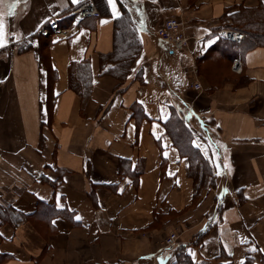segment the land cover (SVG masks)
<instances>
[{
  "label": "crops",
  "instance_id": "0c3cea01",
  "mask_svg": "<svg viewBox=\"0 0 264 264\" xmlns=\"http://www.w3.org/2000/svg\"><path fill=\"white\" fill-rule=\"evenodd\" d=\"M82 1L0 0V264H264V43L218 35L264 0Z\"/></svg>",
  "mask_w": 264,
  "mask_h": 264
},
{
  "label": "built area",
  "instance_id": "2783aa9c",
  "mask_svg": "<svg viewBox=\"0 0 264 264\" xmlns=\"http://www.w3.org/2000/svg\"><path fill=\"white\" fill-rule=\"evenodd\" d=\"M67 14L73 18L72 24L74 28L86 18L101 16V12L97 7L95 0H83L82 2L72 6ZM58 22L59 17H53L50 20V26H42L40 28V33L44 35H50L51 32H53L52 34L56 35H66L65 31L68 30L61 29L58 25ZM158 35L163 40L172 41L179 48H183L188 45V37L183 31L182 22L176 17L167 18L164 21L162 28L158 31ZM218 35L237 44H241L246 37L245 33L231 29L219 30ZM193 87L196 90H202V84L199 80H195L193 82ZM178 239V233L171 231L165 238L162 247L171 248L177 244Z\"/></svg>",
  "mask_w": 264,
  "mask_h": 264
},
{
  "label": "trees",
  "instance_id": "16d2710c",
  "mask_svg": "<svg viewBox=\"0 0 264 264\" xmlns=\"http://www.w3.org/2000/svg\"><path fill=\"white\" fill-rule=\"evenodd\" d=\"M123 11H124L123 12L124 16H129L130 17V15H129L128 11L126 10V8H124ZM259 17L260 16H258L256 13H250V12H247L244 15H241V14L240 15H236L234 17L235 18L234 19L235 22L226 24L225 28L226 29H231V30H237V31H241V32L245 33L246 38H249L250 40H252L253 44H258V43L259 44H263L264 43L263 16H261V21H260ZM130 19H131V17H130ZM131 40H132V37L130 36V34L128 32H126L124 35L121 34L120 35V39L118 40V43L116 41V51H117V47H119L118 49L123 50V46L125 44H130V42H132ZM238 45H240V44H238ZM25 47H27V45H24V46L20 47L19 50L23 51V50H25ZM28 47H30V45ZM112 55H114V54H112ZM75 77L76 76H74V75L71 76V83L70 84H71L72 87L74 86L77 89L78 92H80L79 88H77L75 83H73V82H75ZM172 122L174 123V126L172 127L173 131L177 133V135H178V137L180 139V142L186 143L187 151H191L192 152V154L190 152H188V153L190 154V156L192 155L193 161L196 162V163L204 162L206 164L207 160L205 159L203 154L200 152L198 147H195L194 145L191 144V141H190V138H189L190 130L184 124L183 120L181 118H179V117H176V118H173L170 123H172ZM185 136L186 137L188 136V138L186 139ZM175 142H176L178 147H180V148L182 147L179 144V142H177V140H175ZM205 172H206L205 168L204 167H200V169H197L193 173L194 177L196 178L195 179L196 180V187H195V193L196 194H198L199 190L201 189V187L198 186V176L201 175V173L204 174Z\"/></svg>",
  "mask_w": 264,
  "mask_h": 264
},
{
  "label": "rangeland",
  "instance_id": "374dc122",
  "mask_svg": "<svg viewBox=\"0 0 264 264\" xmlns=\"http://www.w3.org/2000/svg\"><path fill=\"white\" fill-rule=\"evenodd\" d=\"M230 68V67H229ZM235 70V72L237 71V68H235L234 69ZM208 74V73H207ZM206 74V75H207ZM208 79H210V78H213V76L211 75V74H209L208 76ZM235 78L233 79L234 80V82H239L238 84H242L243 82L245 83V80L242 78V77H239V78H236V75L234 76ZM230 78H233V77H231L230 76ZM242 79V80H241ZM164 240H165V238H164Z\"/></svg>",
  "mask_w": 264,
  "mask_h": 264
},
{
  "label": "snow or ice",
  "instance_id": "6c2138e0",
  "mask_svg": "<svg viewBox=\"0 0 264 264\" xmlns=\"http://www.w3.org/2000/svg\"><path fill=\"white\" fill-rule=\"evenodd\" d=\"M110 2H111V0H110ZM2 29H3V25L0 24V46H3V38H4V33H3Z\"/></svg>",
  "mask_w": 264,
  "mask_h": 264
}]
</instances>
